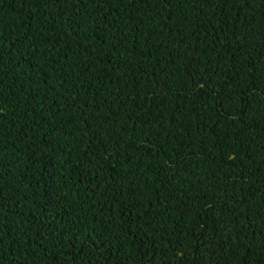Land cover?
<instances>
[{"label":"trees","instance_id":"1","mask_svg":"<svg viewBox=\"0 0 264 264\" xmlns=\"http://www.w3.org/2000/svg\"><path fill=\"white\" fill-rule=\"evenodd\" d=\"M0 36V264H264V0H0Z\"/></svg>","mask_w":264,"mask_h":264},{"label":"clouds","instance_id":"2","mask_svg":"<svg viewBox=\"0 0 264 264\" xmlns=\"http://www.w3.org/2000/svg\"><path fill=\"white\" fill-rule=\"evenodd\" d=\"M1 37V36H0ZM17 44H4V42L0 41V60H1V69L3 68V64L6 65L7 58L14 54V50L16 49ZM0 179L4 174V156L8 149V145L11 139L17 133V115L12 108V106L2 99H0Z\"/></svg>","mask_w":264,"mask_h":264}]
</instances>
